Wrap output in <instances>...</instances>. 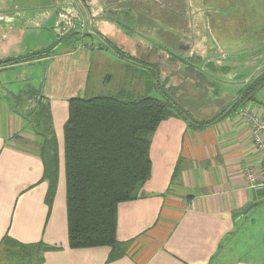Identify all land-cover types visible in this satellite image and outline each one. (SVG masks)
<instances>
[{
  "label": "crops",
  "instance_id": "0c3cea01",
  "mask_svg": "<svg viewBox=\"0 0 264 264\" xmlns=\"http://www.w3.org/2000/svg\"><path fill=\"white\" fill-rule=\"evenodd\" d=\"M257 1L261 0H147L144 4L148 10H192L185 18L196 22L194 35L188 24L182 27V45H190V54L202 66L210 65L202 73L215 82L210 89H215L216 98L220 86H244L237 93L224 91L232 105L210 123L190 126L178 117L159 123L150 138V175L135 198L117 207L121 252L111 260L109 247L71 248L67 229L63 127L68 100L82 97L86 90L91 60L70 48L67 38L59 40L61 20L52 19L58 6L51 1L30 7L27 18L21 17L22 10L14 11L13 19L4 22L3 10L9 6L0 0V62L56 48L47 57L39 84L58 166L51 193L45 160L22 139L35 137L31 125L35 116L17 109L10 97L11 73L2 76L4 69L0 70V264H264V195L247 189L240 180L241 169L253 163L254 155L249 132L232 117L233 104L246 94L241 104H264V23L218 22L233 19L236 10H257ZM42 22L49 25V32H43ZM227 240L224 249L229 250L222 257ZM8 242L33 256L38 249L37 263L20 261L17 251H2Z\"/></svg>",
  "mask_w": 264,
  "mask_h": 264
},
{
  "label": "trees",
  "instance_id": "16d2710c",
  "mask_svg": "<svg viewBox=\"0 0 264 264\" xmlns=\"http://www.w3.org/2000/svg\"><path fill=\"white\" fill-rule=\"evenodd\" d=\"M47 51L48 48L44 53ZM41 55L37 53V56ZM20 59L24 57L8 58L7 61ZM41 99L45 101L42 95ZM47 108L46 105L45 121L38 125L36 118L31 125L36 138L45 134L44 130H38L40 125L50 128L47 132L53 149L52 157L46 156L45 152L38 154L46 162L45 180L52 193L58 166L56 141ZM169 117L187 120L182 108L165 93L160 99L145 96L135 101H125L121 96L72 97L68 100L63 142L67 229L71 248L105 246L111 250L109 259L120 256L121 249L116 239L117 207L135 198L138 188L148 179L151 135L159 123ZM212 121L198 123L191 120L189 125ZM18 250L20 261L28 259L37 263L38 249L35 250V258L33 253ZM12 253L16 254L9 252Z\"/></svg>",
  "mask_w": 264,
  "mask_h": 264
},
{
  "label": "rangeland",
  "instance_id": "374dc122",
  "mask_svg": "<svg viewBox=\"0 0 264 264\" xmlns=\"http://www.w3.org/2000/svg\"><path fill=\"white\" fill-rule=\"evenodd\" d=\"M4 1H6V4L8 3L9 6L8 10H3L5 13L4 19L2 21L4 22H6L7 18H9L10 16L11 19H13V16L11 14H13L14 11L22 10L21 17L27 18L28 10H30V7L48 3V0ZM88 4L90 6L91 13V16H89V20H91L93 23L91 30L95 32V34L91 33V37H82L78 33V30L80 29L77 27H72L66 33H64V30H61V33H59V36L61 37L58 36L59 40L65 38L69 39L70 42L68 44L70 48L79 50V53L84 54L91 60L92 67L89 73L87 87L86 90L84 89V91L81 92V96L83 98L91 99L94 97L103 96H121V99L125 101H135L145 96L160 99L162 97V94L165 93L169 95L180 106V108H182V110L187 115V120H193L195 122L202 123L210 120H215L220 114H223L225 112L226 106L232 105V103H230L232 102L230 101V95L224 94V91H235L237 93V91H240L244 86L241 84V86L231 85L228 87L223 86V88H221L220 86L218 90L219 97L216 98V96L213 95L215 89H213V91L210 89L211 84L215 85V82H213V80L211 82L208 77H206L202 73V70L208 72V69H210V65L206 64L202 66L201 62H199V59L195 55H189V57H185L184 53H181V56L183 55L184 58L187 59V61H190L193 64V70L191 69V72L189 74H186L187 72L185 73L186 69L182 64L183 62L181 64L179 63L177 65L178 71L172 73H169L168 71V75L166 74L163 78H159L158 85H156V78H154L153 74H147L144 70H141L132 63L122 59L121 54L115 53V51L120 53V51H127V49L131 50V41L140 40L138 33L141 34V32L138 31L139 28L135 25V20L132 19L133 15L131 13L128 14L124 8L117 11L115 10L119 8H113L112 11L110 10L109 12H107V14L114 16L115 19L107 20L100 17L101 10H103L101 0H90ZM255 5L256 7L259 5V8H261V10H258L259 8H257V10H248V7L245 10H236L233 19H219L218 22H220V24H224L226 21H231V23L238 22L243 25L264 23V0L257 1ZM211 11L214 13V10ZM252 11H254L253 14ZM189 12L190 11L187 10L184 14ZM217 15L224 16L221 12H218ZM54 16L55 15L53 14L52 19L57 18ZM208 16L209 15L207 14V16L205 15L202 19L204 25L205 23H208ZM91 17L93 18L91 19ZM154 17H156L157 19L153 20L159 23L165 22L167 24V20H169L172 24H176L178 22L176 21V17H174L171 12H166L164 14H155ZM186 19L187 21L183 19L182 26L186 27L188 24V27H192L191 34H193V27L196 25V22L192 21L189 16ZM214 22L216 21L214 20ZM63 23L66 26H69L68 19H61V22L59 24L60 27L64 25ZM89 23L88 28L90 27ZM76 24H79V21H77ZM139 25H143V20ZM41 28L43 32H49V25H47L45 22H42ZM157 31L158 35H155L154 40L167 47L166 41H172L174 32L172 34L166 30H164V32L160 29ZM97 34L103 39V44L107 45L113 52H110L108 48H103L101 46ZM203 36H205V33H203ZM188 46L190 48L189 44ZM44 51L45 49L42 48L41 50L22 55L24 59H20L19 61L10 62L5 59L2 60L4 62H0V70L4 69V74L2 76L7 75L9 72L11 73L10 97L15 103V106L19 111L26 112L27 115H34L35 120L33 122H36L37 118L38 125L39 123H41V121H45L46 115V105L41 99L39 77L43 74L47 57L51 53H53L50 51L44 53ZM38 52L42 54L40 56L41 61L35 62L33 60L39 58V56H37ZM9 68H11L12 71L9 70ZM237 72L242 71L239 70ZM246 97L247 94L243 96V98ZM240 107L248 108L256 114H260L264 111V104L252 105L243 103L240 105ZM232 117L234 120H237L234 118V112H232ZM40 128L41 129L38 130L40 132L44 130V136L38 138L32 136L23 137L22 139L26 142H24V146L33 148L37 154L39 153L40 155H42V152H45V155L49 154L52 157L51 152L53 151V149L50 144L51 142H49L50 137L48 136L47 132V130H50V128L47 125H40ZM21 145L23 146L22 143ZM225 242L226 243L224 244V247L220 252V255L222 257L226 256L225 252L229 250L228 249L225 251L224 248L227 247L226 245H228V240ZM236 246L237 245H235V247ZM1 249L2 251L6 252H14L16 250L19 251L9 243H5V245H3ZM9 264L13 263L9 262Z\"/></svg>",
  "mask_w": 264,
  "mask_h": 264
},
{
  "label": "flooded vegetation",
  "instance_id": "af4514ba",
  "mask_svg": "<svg viewBox=\"0 0 264 264\" xmlns=\"http://www.w3.org/2000/svg\"><path fill=\"white\" fill-rule=\"evenodd\" d=\"M53 1H57V5L64 7L63 0H53ZM77 2H78L77 5L80 6L81 4L79 3V1ZM137 2L138 0H104L102 2L103 10H101L100 13L101 18L107 20H113L115 19L114 16L107 14V12H109L110 10L112 11L113 8H119L116 10L114 9L115 11L122 10V8H124L128 14L131 13L133 15V18L132 17L131 18L135 20V25L139 28L138 31L141 32V34L138 35L140 37L139 41L137 40L131 41L132 42L131 50L127 49V51H120V53L115 51V53L121 54L122 59L132 63L133 65L139 66L140 69L144 70L147 74L150 73L153 74L154 78H156L155 81L156 85H158V80L160 75H166V74L168 75V71L169 73L178 71L177 65L179 63L181 64L183 62L182 64L186 69L185 73L187 72L186 74H189L191 72L190 70L192 69L193 64L190 61H187V59H185L184 56L189 57V55H194V54H190L191 49L189 48L188 45H182L183 36L180 33L181 28L183 27L182 21L183 19L184 20L186 19L185 18L186 14L184 13L187 10H177L173 8H169L171 10H148L149 9L148 6L144 5L146 4L147 2L146 1L145 3H142V6L144 7L146 6L145 8L147 10H143L142 12H140V10H137ZM189 11H190L189 13L191 14L192 10ZM166 12H171V14L174 17H176V21L178 22L176 24H172L169 20H167L166 21L167 24H166L165 22L159 23L153 20V19H157L156 17H154L155 14H164ZM142 20L144 21L146 20V23H143V25H139ZM71 25L72 24L69 23V26H64L62 31L64 30L65 32L67 29H69ZM81 28L82 25L80 26L79 29L81 30ZM159 29L163 31L166 30L172 34L174 32L172 41L171 40L166 41L167 47L154 40L155 35L156 36L158 35L157 30ZM80 36L84 37L82 33L80 34ZM55 49L56 48L52 46L49 51L53 52ZM181 53L182 54L184 53L185 55L181 56ZM151 64H154L156 67H153Z\"/></svg>",
  "mask_w": 264,
  "mask_h": 264
},
{
  "label": "built area",
  "instance_id": "2783aa9c",
  "mask_svg": "<svg viewBox=\"0 0 264 264\" xmlns=\"http://www.w3.org/2000/svg\"><path fill=\"white\" fill-rule=\"evenodd\" d=\"M242 100L244 99L240 98L233 105L234 118L249 132L254 160L241 169L239 177L247 189L264 195V111L256 114L248 108L240 107Z\"/></svg>",
  "mask_w": 264,
  "mask_h": 264
},
{
  "label": "water",
  "instance_id": "95a60500",
  "mask_svg": "<svg viewBox=\"0 0 264 264\" xmlns=\"http://www.w3.org/2000/svg\"><path fill=\"white\" fill-rule=\"evenodd\" d=\"M50 1L56 7L57 1L48 0V2H50ZM77 1H79V3L81 4L80 6L77 5V3H78ZM89 1L90 0H63L64 7L57 5L58 6L57 7L58 10H56L58 12V13H56L57 14V18L59 20L64 19V18L68 19V22L72 24L69 27V29H67L64 33L69 31L72 27L80 28V26L82 25L81 30H78L79 34L82 33L84 35V37L85 36L91 37L92 34H95V32H93L91 30V28L93 26V23H92L91 20H89V16H91L90 15L91 14L90 13V6L88 4ZM101 5H102V8H103V4H101ZM141 6H142V3H141V1L138 0V2H137V10H140V12H142L143 10H147L144 6H142V7ZM92 18L93 17H91V19ZM77 21H79V24H76ZM89 21H90V23H89L90 27L88 28L87 25H88ZM143 23H146V20L145 21L143 20ZM64 26H66V25L64 24L61 28L63 29ZM59 29H60V27H59ZM138 35H139V33H138ZM98 37H99V42L101 43V46H103L104 48H108L109 51H111L110 48L107 45L103 44V42H102L103 39L99 35H98ZM151 65L153 67H156L154 64H151Z\"/></svg>",
  "mask_w": 264,
  "mask_h": 264
}]
</instances>
